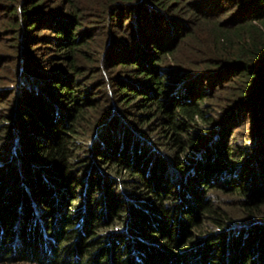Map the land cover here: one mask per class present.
I'll use <instances>...</instances> for the list:
<instances>
[{
    "label": "trees",
    "instance_id": "obj_1",
    "mask_svg": "<svg viewBox=\"0 0 264 264\" xmlns=\"http://www.w3.org/2000/svg\"><path fill=\"white\" fill-rule=\"evenodd\" d=\"M3 39L0 264H264V0H0Z\"/></svg>",
    "mask_w": 264,
    "mask_h": 264
},
{
    "label": "rangeland",
    "instance_id": "obj_2",
    "mask_svg": "<svg viewBox=\"0 0 264 264\" xmlns=\"http://www.w3.org/2000/svg\"><path fill=\"white\" fill-rule=\"evenodd\" d=\"M10 42H12L10 39H3V40H1L0 41V44H2V46L0 47L1 49H0V53L1 54H3V55H5L6 56V58L8 59L9 57H10V55L9 54H11V49H12V47L9 45L10 44ZM6 63V64H5ZM8 66H10V62L9 61H4V65H3V69L4 70H6L7 69V67ZM152 127H153V125H152ZM155 127V126H154ZM242 137V136H241ZM228 140L230 141L231 140V137L229 136L228 137ZM83 152L84 151H82V154H83ZM81 155V154H80ZM212 194V192L210 191V192H208L207 193V195L205 194V196L204 195H201L202 197H203V199H210V197H208V195L209 194ZM216 197H217V195H216ZM211 198H215L214 196H213V194L211 195ZM221 200H224L223 198L221 199ZM227 200H230V199H227ZM56 201V202H55ZM66 201V200H65ZM61 197L59 198V197H57L56 198V200H55V198H53V203H54V205H60V207H55V211L53 210V213H52V218H51V224H52V230H56L54 233H57V230L59 231L60 229H61V226H62V224H63V222H61L60 223V225H59V219L61 218V217H67V215L65 214V213H67V212H69L71 209H73V207L71 206L72 205V203H67V201L65 202ZM214 201V200H213ZM75 204H77L78 205V203H75ZM75 204H73V205H75ZM81 204V203H80ZM79 206V205H78ZM74 210V209H73ZM70 214H72V212H69ZM197 220H198V224H200V223H202L201 222V219L200 218H197ZM182 224V223H181ZM203 224V223H202ZM38 225H39V223H38ZM40 225L43 227V224L42 223H40ZM183 225V224H182ZM203 226V229L204 230H207V228H205V226L204 225H202ZM186 227H188V226H186ZM189 228V227H188ZM181 230V229H180ZM105 231H107V229H105ZM43 230H42V234H43ZM101 232H104V231H101ZM192 232V231H191ZM182 233V230L180 231V234ZM101 234V233H100ZM99 234V235H100ZM179 239H180V237H179ZM180 240H182V239H180ZM13 242H14V239H13ZM67 245L66 246H68V249H69V243H66ZM73 247V246H72ZM71 247V248H72ZM45 248H46V250H47V247L45 246ZM53 248L55 249V244H53ZM14 252V251H13ZM49 255V252H48V250L46 251V256H48ZM15 256V255H14ZM14 256H12L13 258H15ZM51 259V258H50ZM48 262V261H47Z\"/></svg>",
    "mask_w": 264,
    "mask_h": 264
}]
</instances>
